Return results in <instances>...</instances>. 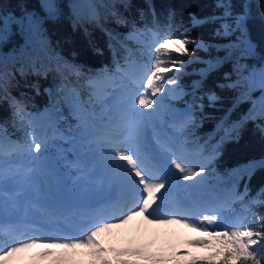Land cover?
<instances>
[{
    "label": "trees",
    "instance_id": "1",
    "mask_svg": "<svg viewBox=\"0 0 264 264\" xmlns=\"http://www.w3.org/2000/svg\"><path fill=\"white\" fill-rule=\"evenodd\" d=\"M220 4H230L232 16ZM245 10V33H225ZM262 13L264 0H0V141L26 145L42 123L50 140L41 155L57 157L52 140L74 148L86 120L97 130L104 121L97 117L111 88L101 87L100 77L106 84L127 65L140 69L154 40L179 32L204 47L189 45L192 55L182 57L188 63L177 74L179 95L167 100L178 113L171 124L205 172L221 178L211 183L213 195L241 194L236 210L258 224L264 218ZM82 143V158L91 163ZM62 162L53 165L63 169Z\"/></svg>",
    "mask_w": 264,
    "mask_h": 264
},
{
    "label": "snow or ice",
    "instance_id": "2",
    "mask_svg": "<svg viewBox=\"0 0 264 264\" xmlns=\"http://www.w3.org/2000/svg\"><path fill=\"white\" fill-rule=\"evenodd\" d=\"M218 6L226 9V16H232L230 4ZM249 15L248 10L236 15L231 25L224 26L225 33L240 31L243 35ZM245 44L249 50L254 47L250 39ZM189 45L204 47L202 42L179 32L170 31L154 40L149 47V63L144 65L143 74L133 80L134 88H128L130 95L118 118L99 130L84 125L89 151L110 177L132 193L131 203L111 214H95L82 230L54 229L50 234L25 236L10 222H0V264H264V218L258 224L236 220L225 216L211 201L181 197V189L199 187L201 180L197 177L205 168L197 169L166 142L158 141V150L151 153L144 151L137 117L146 113L139 110L156 111L160 94L170 93L178 86L177 74L188 63L182 57L192 55ZM14 107L19 115L22 108L15 102ZM42 148L46 145L35 134L26 145L0 141V157L16 154L29 159L27 168L21 164L9 165L11 172L0 168V181L37 170L43 159ZM174 227L199 233L185 243L203 252L176 247L152 251L146 244L129 242V246L118 247L113 242L125 232H151L159 238L167 236ZM33 249L39 251L29 257Z\"/></svg>",
    "mask_w": 264,
    "mask_h": 264
},
{
    "label": "rangeland",
    "instance_id": "3",
    "mask_svg": "<svg viewBox=\"0 0 264 264\" xmlns=\"http://www.w3.org/2000/svg\"><path fill=\"white\" fill-rule=\"evenodd\" d=\"M129 70L135 71V68L130 66ZM101 84L105 82V77H100ZM115 81V79H112ZM110 83V81H109ZM113 83V82H112ZM109 85V84H108ZM96 91L102 94V88L97 85ZM134 88V85L128 83V88ZM128 88L122 91H117L116 95L112 101H108V104L103 107V115L98 116V119L104 121L100 124V127L110 122L113 119L118 118L120 113L126 107L128 96L130 95ZM121 92V93H120ZM110 94L104 96V98H109ZM178 93L175 89L170 93L160 94V103L156 106V111H151L149 109H140V112L146 113L143 116H138L137 119L141 122V135L142 130L148 128L150 130V135L153 139V143H145L143 140V145L149 147L150 150H158V141L166 142L171 145L174 149L178 150L185 158H187L193 165L198 169L203 166L201 157L196 156L193 152L186 149L185 146L181 145L180 133L174 130V125L170 123L173 122L174 117H178L172 107V105L167 101L168 99L175 100ZM49 121V117H47ZM175 120V119H174ZM35 123L40 122L39 117L34 119ZM86 123L91 126V123L86 120ZM169 123V124H168ZM39 123V133L36 135L42 141H47L48 136L45 135L46 126ZM179 133V135H178ZM60 135V134H59ZM57 135V136H59ZM75 142L74 148H80L79 145L83 144L84 138L81 135ZM67 139V138H66ZM53 140L51 141V146L55 148L57 152V157L53 154L42 155L43 159L39 164L37 170L29 173L27 176L20 175L15 177H10L7 180L0 181V187H10L17 196L16 202L21 205L24 210V217H17L13 205L4 197L0 196V222H10L13 226L18 223L29 222L37 223L39 228H32L33 235L36 230L39 231H49L47 227L54 225V229H60L61 231L77 230L79 226H87L92 217L99 213L100 210L106 214H111L112 212L119 209L121 206H127L131 203L132 193L125 189L120 181L110 177L102 167L100 161L92 154V161L90 164L83 163L80 158H70L69 154H75L74 148L70 145L60 146L53 145ZM58 146V147H56ZM81 149V148H80ZM148 154V153H146ZM68 156V157H67ZM6 163H0V168H8L11 172L9 165L11 164H21L24 168L29 166V159L25 155L24 157L12 156V158H2L0 161H5ZM63 160L64 164L62 168H55V161L58 162ZM53 167V168H52ZM59 169V170H58ZM23 172V169L21 170ZM201 180V183L197 189H181L179 195L184 198L194 197L196 199H203L211 201L221 208L222 213L225 216L231 217L236 220H244L245 213H240L236 210V204L242 197L236 191L225 190L222 191L219 200L213 195L212 189L216 185H211V183H219L221 178L215 172L208 174L204 172L201 177H197ZM181 183H191L183 182ZM116 184V185H114ZM115 188L119 192V197H121V202L114 206L111 210L99 209L91 205L92 198L109 197L111 195V189ZM208 196V198H207ZM35 205V206H33ZM50 228V229H51ZM50 231L48 234H50ZM199 233L191 232L188 229H183L179 227H174L169 231L167 236L161 235L156 238L151 232L147 234H137L135 232H125L122 233V238L113 241L116 246H129V242L141 243L150 245L152 251H159V248L163 246L176 247L178 249L187 248L189 251L203 252L202 249L188 248L185 241L187 239L198 236ZM3 237L0 236V240ZM39 249H33L28 253L31 257L33 251ZM77 259H88L87 257ZM42 264H47V262H42Z\"/></svg>",
    "mask_w": 264,
    "mask_h": 264
},
{
    "label": "bare ground",
    "instance_id": "4",
    "mask_svg": "<svg viewBox=\"0 0 264 264\" xmlns=\"http://www.w3.org/2000/svg\"><path fill=\"white\" fill-rule=\"evenodd\" d=\"M143 133H144V129L142 130V135H141L142 138H143ZM150 151L152 152V151H154V150H150ZM114 185H116V184H114ZM114 190H115V188L111 189V192L114 191ZM101 198H103V197H101ZM101 198H100V199H101ZM84 227H85V226L82 225V226H79L78 229H79V230H82ZM47 229H48V228H47ZM17 230L28 231L27 228H26V226H25L24 224H22V223H20L19 225H17ZM36 251H39V250H36ZM36 251H33L32 254H34Z\"/></svg>",
    "mask_w": 264,
    "mask_h": 264
},
{
    "label": "water",
    "instance_id": "5",
    "mask_svg": "<svg viewBox=\"0 0 264 264\" xmlns=\"http://www.w3.org/2000/svg\"><path fill=\"white\" fill-rule=\"evenodd\" d=\"M8 188H9V187H8ZM92 202H93L94 205L97 203L96 200H93Z\"/></svg>",
    "mask_w": 264,
    "mask_h": 264
}]
</instances>
